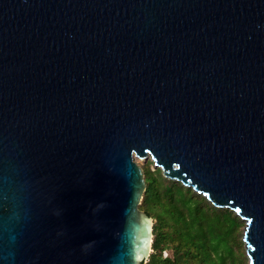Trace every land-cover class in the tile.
<instances>
[{
	"label": "water",
	"instance_id": "obj_1",
	"mask_svg": "<svg viewBox=\"0 0 264 264\" xmlns=\"http://www.w3.org/2000/svg\"><path fill=\"white\" fill-rule=\"evenodd\" d=\"M133 154L264 264V0H0V264H144Z\"/></svg>",
	"mask_w": 264,
	"mask_h": 264
},
{
	"label": "trees",
	"instance_id": "obj_2",
	"mask_svg": "<svg viewBox=\"0 0 264 264\" xmlns=\"http://www.w3.org/2000/svg\"><path fill=\"white\" fill-rule=\"evenodd\" d=\"M143 174L146 188L139 209L155 219L144 264H178L180 255L184 264H242L235 253L242 224L238 216L213 207L177 182L148 170Z\"/></svg>",
	"mask_w": 264,
	"mask_h": 264
},
{
	"label": "rangeland",
	"instance_id": "obj_3",
	"mask_svg": "<svg viewBox=\"0 0 264 264\" xmlns=\"http://www.w3.org/2000/svg\"><path fill=\"white\" fill-rule=\"evenodd\" d=\"M133 161L138 166H140L143 170H148V171L152 172V174H154L155 176H157L159 178H161V177L163 178V176L161 174V170L154 165L153 161L151 160V158L149 156L145 159H139L133 154ZM177 183H179V182H177ZM189 189L193 193H195L191 188H189ZM201 197H203V196H201ZM142 199H143V196H142ZM153 223H155V219H153ZM244 227H245V223L242 221L241 226L237 230L238 246L235 247L236 248L235 253H236V255H238V257H240V261L242 262V264H249V260H248V257L246 255V252H245V245H244V242L242 241V234H243ZM167 252H168L169 257H172L173 253L171 252V250L167 251ZM178 264H184V262L182 261V255H180V263H178Z\"/></svg>",
	"mask_w": 264,
	"mask_h": 264
}]
</instances>
